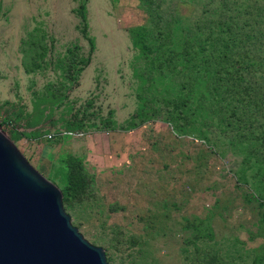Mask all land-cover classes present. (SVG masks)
I'll list each match as a JSON object with an SVG mask.
<instances>
[{"label":"rangeland","instance_id":"1","mask_svg":"<svg viewBox=\"0 0 264 264\" xmlns=\"http://www.w3.org/2000/svg\"><path fill=\"white\" fill-rule=\"evenodd\" d=\"M167 12L198 9L194 0H0V118L12 124L0 130L59 188L71 225L108 264H264V112L222 109L216 130L168 105L180 61L161 80L148 57L166 64L168 53L155 57L129 36L162 29ZM73 131L82 136L60 134Z\"/></svg>","mask_w":264,"mask_h":264},{"label":"trees","instance_id":"2","mask_svg":"<svg viewBox=\"0 0 264 264\" xmlns=\"http://www.w3.org/2000/svg\"><path fill=\"white\" fill-rule=\"evenodd\" d=\"M250 1L194 0L198 14L193 17L167 12L164 18H158L163 19L162 29L154 24L152 29L156 28V32H142V28L129 32L132 41L137 37L139 50L154 49L155 57L168 53L166 64L154 63L148 57L147 71L151 75L157 72L161 80L172 77L173 58L180 61L176 84L179 96L174 98L177 104L169 87L172 82L167 86L166 81L159 84L166 88L168 105L172 104L178 113L190 110L191 115L213 121L205 124L207 129L215 124L217 130L221 125V119L212 114L222 113V109H230V116L236 110L241 114L246 110L247 116L264 112V7ZM152 40L158 42L157 46ZM149 81L146 94L154 99L158 96V82L154 78ZM209 99L215 101V106ZM217 102L223 108L217 110ZM197 132L205 133L199 129Z\"/></svg>","mask_w":264,"mask_h":264},{"label":"water","instance_id":"3","mask_svg":"<svg viewBox=\"0 0 264 264\" xmlns=\"http://www.w3.org/2000/svg\"><path fill=\"white\" fill-rule=\"evenodd\" d=\"M0 264H108L71 225L58 187L0 130Z\"/></svg>","mask_w":264,"mask_h":264},{"label":"built area","instance_id":"4","mask_svg":"<svg viewBox=\"0 0 264 264\" xmlns=\"http://www.w3.org/2000/svg\"><path fill=\"white\" fill-rule=\"evenodd\" d=\"M12 124L10 122H4L2 118H0V129L2 130H8V128H11ZM61 135H69L71 137H80L82 136L81 132L73 131V132H62ZM55 136L54 133L46 135V139L51 140Z\"/></svg>","mask_w":264,"mask_h":264}]
</instances>
